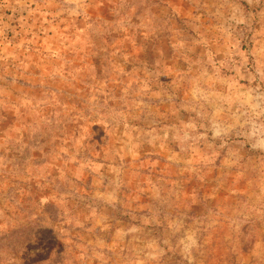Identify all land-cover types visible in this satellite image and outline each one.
I'll list each match as a JSON object with an SVG mask.
<instances>
[{
	"label": "rangeland",
	"instance_id": "1",
	"mask_svg": "<svg viewBox=\"0 0 264 264\" xmlns=\"http://www.w3.org/2000/svg\"><path fill=\"white\" fill-rule=\"evenodd\" d=\"M0 264H264V0H0Z\"/></svg>",
	"mask_w": 264,
	"mask_h": 264
}]
</instances>
